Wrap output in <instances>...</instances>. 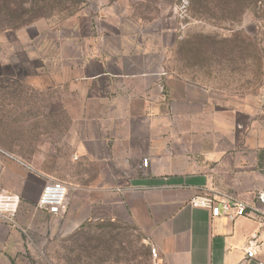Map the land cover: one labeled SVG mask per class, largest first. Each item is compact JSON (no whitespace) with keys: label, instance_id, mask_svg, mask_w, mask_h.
<instances>
[{"label":"rangeland","instance_id":"obj_1","mask_svg":"<svg viewBox=\"0 0 264 264\" xmlns=\"http://www.w3.org/2000/svg\"><path fill=\"white\" fill-rule=\"evenodd\" d=\"M89 62L94 71L104 62L157 70L168 111L175 104L185 113L186 97V113L203 116L209 130L223 121L226 131L256 133L248 189L253 201L264 192V0H0V151L29 175L34 193L51 181L68 189L62 218L31 220L41 210L29 201L24 230L16 214L29 257L49 264L152 259L154 246L133 221L107 216L104 205L94 209L84 191L74 204L75 183L90 172L74 161L75 116L88 108L75 105L81 81L73 68ZM233 189L209 190L234 196Z\"/></svg>","mask_w":264,"mask_h":264},{"label":"crops","instance_id":"obj_2","mask_svg":"<svg viewBox=\"0 0 264 264\" xmlns=\"http://www.w3.org/2000/svg\"><path fill=\"white\" fill-rule=\"evenodd\" d=\"M103 64L99 71L92 62L73 68L82 83L73 88L75 105L88 108L86 116H75L74 161L90 172L85 183L75 175V201L84 191L94 209L104 205L107 216L133 221L149 236L159 264H264L263 223L213 218L208 210L190 206L193 197L216 185L235 188L237 199L255 202L248 173L258 159L256 133L226 131L223 121L209 130L203 116L186 113V97L185 113L174 103L168 111L157 70L131 72ZM227 140L234 148L227 149ZM10 160V153L0 151V193L18 196L17 221L28 230L26 207L29 201L37 204L43 187L30 190L29 175L14 170ZM30 215L31 220L50 216ZM252 235L258 236L255 256L244 261ZM30 247L21 229L0 219V264H49L29 257Z\"/></svg>","mask_w":264,"mask_h":264},{"label":"built area","instance_id":"obj_3","mask_svg":"<svg viewBox=\"0 0 264 264\" xmlns=\"http://www.w3.org/2000/svg\"><path fill=\"white\" fill-rule=\"evenodd\" d=\"M146 165L147 163L144 162L143 167ZM67 195L68 189L62 182L51 181L43 187L36 204L37 209L53 217H62L65 213ZM18 206V196L0 193V219L5 223L17 227L14 219ZM190 206L208 210L213 218L224 217L233 221L237 218L247 217L256 218L260 223H263L264 220V192L257 194L255 202L248 204L234 196L219 195L211 190H203L190 200ZM257 244L258 236L252 235L244 250V261L254 258ZM151 257V264H159L155 247L151 248Z\"/></svg>","mask_w":264,"mask_h":264}]
</instances>
